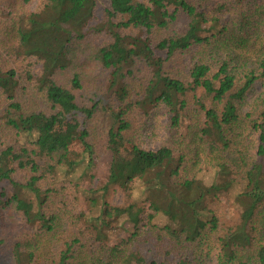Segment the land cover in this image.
<instances>
[{"label": "trees", "instance_id": "1", "mask_svg": "<svg viewBox=\"0 0 264 264\" xmlns=\"http://www.w3.org/2000/svg\"><path fill=\"white\" fill-rule=\"evenodd\" d=\"M32 1L0 0V204L24 225L0 246L16 264H264V89L244 108L264 0ZM160 111L168 136L142 147L137 119ZM116 187L137 195L113 205Z\"/></svg>", "mask_w": 264, "mask_h": 264}, {"label": "rangeland", "instance_id": "2", "mask_svg": "<svg viewBox=\"0 0 264 264\" xmlns=\"http://www.w3.org/2000/svg\"><path fill=\"white\" fill-rule=\"evenodd\" d=\"M28 5H29L28 6L29 9L35 10L38 5L37 0H33ZM104 5L105 4L103 3V6ZM235 49L238 51V56H240V57H237V59L239 60L237 62H239L240 64L243 62L251 61L256 55L255 53L256 49L253 47L251 43H248L247 45H244L241 47H236ZM263 89L264 87H263L262 82L260 80L256 81L253 88L247 95L246 103H245L246 106H244L245 109H247L248 106H250L253 103L254 99L259 94L262 93ZM137 121H139L138 123L139 126H142L139 132L140 133L139 143L142 147H145L148 149H156L165 142V139L168 136L167 134L168 118L163 111L157 112L151 115L150 117H148L147 119L141 116L140 118L137 119ZM65 128L69 129L68 126H65ZM245 131L249 133L247 130ZM256 139H257V132H250V134L247 135V143L249 144L248 149H249L250 154L255 151ZM24 140L25 138L23 137L21 138L20 142H23ZM80 153H81V148L79 147V145H77L76 143H72L70 145L71 156L74 158H77L80 156ZM95 157H96V163L94 165L93 173H95V175L97 176L95 177L94 181L100 182L102 178L105 176L108 163L111 160L110 151L107 149L104 142H103V145L101 142L98 143L96 147ZM202 173L205 174L204 175L205 177L208 176V172H202ZM57 176L59 179L66 178L61 172H59ZM66 179H70V178H66ZM3 188H5L8 193H11L13 190L12 185L9 183L0 184V193ZM133 191L130 188L126 189V188L116 187L114 189H111V191L109 192L108 200L113 205H119V206L126 205L127 203L131 202L136 197L137 191L136 190H133ZM1 197L2 196L0 195V198ZM3 199L5 200L6 198H3ZM79 200L82 203L81 199ZM71 205L74 208H76L75 200L71 203ZM10 209H11L10 206L6 207V205L0 204V231H4L5 229H8V232H7L8 234L14 231L15 233H19L21 235L23 233L21 231L24 228L23 223H21V217L18 215H14L13 216L14 219H13L12 215L10 214ZM229 209L230 211L227 212L226 217H225L226 220L228 222L237 221L239 217L238 216L239 209H237L234 204L230 205ZM165 219L166 218L160 217L156 219V222L162 224L166 221ZM14 221H17L18 223H20L19 226L14 227ZM120 230L124 234L126 233L123 227H121ZM87 236L89 237L88 233H87ZM86 239L90 241L89 238H86ZM90 244H91V241H90ZM149 246H150L149 243L144 242L143 244L144 251H148ZM216 253H217V250L213 248L210 254V257L206 261V264H217V258H216L217 254ZM0 264H16L12 256L11 249L7 245L0 246Z\"/></svg>", "mask_w": 264, "mask_h": 264}]
</instances>
